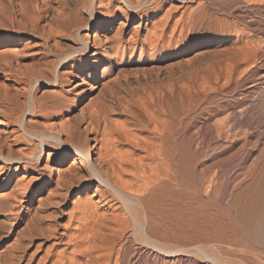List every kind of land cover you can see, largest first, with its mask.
Wrapping results in <instances>:
<instances>
[{
    "label": "bare ground",
    "instance_id": "1",
    "mask_svg": "<svg viewBox=\"0 0 264 264\" xmlns=\"http://www.w3.org/2000/svg\"><path fill=\"white\" fill-rule=\"evenodd\" d=\"M0 17V264H264V0Z\"/></svg>",
    "mask_w": 264,
    "mask_h": 264
},
{
    "label": "rangeland",
    "instance_id": "2",
    "mask_svg": "<svg viewBox=\"0 0 264 264\" xmlns=\"http://www.w3.org/2000/svg\"><path fill=\"white\" fill-rule=\"evenodd\" d=\"M8 18L0 17V40H6L11 33H13V23ZM13 29V30H12ZM7 36V37H6ZM4 38V39H3Z\"/></svg>",
    "mask_w": 264,
    "mask_h": 264
}]
</instances>
